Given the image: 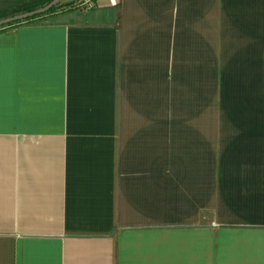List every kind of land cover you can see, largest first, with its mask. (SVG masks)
<instances>
[{
	"label": "crops",
	"instance_id": "1",
	"mask_svg": "<svg viewBox=\"0 0 264 264\" xmlns=\"http://www.w3.org/2000/svg\"><path fill=\"white\" fill-rule=\"evenodd\" d=\"M90 1L0 32V264H264V0Z\"/></svg>",
	"mask_w": 264,
	"mask_h": 264
},
{
	"label": "trees",
	"instance_id": "2",
	"mask_svg": "<svg viewBox=\"0 0 264 264\" xmlns=\"http://www.w3.org/2000/svg\"><path fill=\"white\" fill-rule=\"evenodd\" d=\"M54 0H40L38 2L35 3H31V4H26L23 6H20L14 10L8 11V12H4L2 14H0V20L12 17L14 15H19V14H23V13H29V12H33L35 10H38L40 8H43L47 5H49L51 2H53ZM76 8V3H72L69 5H63L61 3L57 4L56 6L52 7L48 12H46L45 14L42 15H38L35 16L33 18L27 19V20H23L20 22H16L13 24H9L7 26L1 27L0 28V32H3L5 30L11 29V28H16L22 25H29V24H34L37 21L46 19L48 17L53 16L54 14H56L57 12H64L66 10H70V9H74Z\"/></svg>",
	"mask_w": 264,
	"mask_h": 264
},
{
	"label": "water",
	"instance_id": "3",
	"mask_svg": "<svg viewBox=\"0 0 264 264\" xmlns=\"http://www.w3.org/2000/svg\"><path fill=\"white\" fill-rule=\"evenodd\" d=\"M61 0H54L53 2H51L49 5L43 7V8H40L38 10H35L33 12H29V13H23V14H19V15H14L12 17H9V18H6V19H3V20H0V28L1 27H4V26H7L9 24H13V23H16V22H20V21H23V20H27V19H30V18H33L35 16H38V15H42V14H45L46 12H48L52 7L56 6L57 4L60 3ZM76 0H69L67 2H64L62 3L63 5H69V4H72V3H75Z\"/></svg>",
	"mask_w": 264,
	"mask_h": 264
},
{
	"label": "built area",
	"instance_id": "4",
	"mask_svg": "<svg viewBox=\"0 0 264 264\" xmlns=\"http://www.w3.org/2000/svg\"><path fill=\"white\" fill-rule=\"evenodd\" d=\"M81 7H83L84 10H90L93 8V3L90 0H86L81 3Z\"/></svg>",
	"mask_w": 264,
	"mask_h": 264
},
{
	"label": "rangeland",
	"instance_id": "5",
	"mask_svg": "<svg viewBox=\"0 0 264 264\" xmlns=\"http://www.w3.org/2000/svg\"><path fill=\"white\" fill-rule=\"evenodd\" d=\"M67 1H69V0H61L60 3L62 4V3L67 2ZM84 1H86V0H76V2H75L76 3V7L78 9L83 8V7H81V3L84 2Z\"/></svg>",
	"mask_w": 264,
	"mask_h": 264
}]
</instances>
